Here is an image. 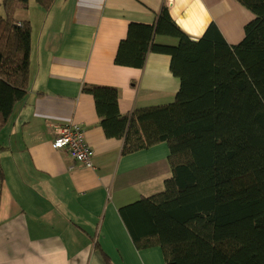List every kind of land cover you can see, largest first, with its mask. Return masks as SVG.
Wrapping results in <instances>:
<instances>
[{
  "label": "crops",
  "instance_id": "crops-1",
  "mask_svg": "<svg viewBox=\"0 0 264 264\" xmlns=\"http://www.w3.org/2000/svg\"><path fill=\"white\" fill-rule=\"evenodd\" d=\"M164 4L192 39L214 22L235 45L253 19L234 0H55L47 11L30 0L16 12L30 24L29 88L0 131V264H105L99 249L111 264H164L158 248H134L118 209L169 177L165 164L151 169L168 148L122 156L81 90L118 89L123 115L174 100L168 56L148 54L143 69L114 65L128 24L153 25ZM69 122L82 126L94 169L52 148L54 128Z\"/></svg>",
  "mask_w": 264,
  "mask_h": 264
},
{
  "label": "trees",
  "instance_id": "trees-1",
  "mask_svg": "<svg viewBox=\"0 0 264 264\" xmlns=\"http://www.w3.org/2000/svg\"><path fill=\"white\" fill-rule=\"evenodd\" d=\"M33 1L47 11L55 0ZM234 1L253 16L235 45L214 22L190 38L167 4L153 25L128 24L114 65L143 69L148 54L168 56L179 83L171 103L123 115L118 89H81L122 156L168 148L151 167L166 165L163 190L118 209L134 248H158L164 264H264V0ZM28 2L1 0L0 131L28 93L30 24L15 18Z\"/></svg>",
  "mask_w": 264,
  "mask_h": 264
},
{
  "label": "built area",
  "instance_id": "built-area-1",
  "mask_svg": "<svg viewBox=\"0 0 264 264\" xmlns=\"http://www.w3.org/2000/svg\"><path fill=\"white\" fill-rule=\"evenodd\" d=\"M54 129L55 138L52 148L57 151H65L74 162L85 168L94 169L93 152L86 143L82 126L78 123L69 122L58 125Z\"/></svg>",
  "mask_w": 264,
  "mask_h": 264
},
{
  "label": "rangeland",
  "instance_id": "rangeland-1",
  "mask_svg": "<svg viewBox=\"0 0 264 264\" xmlns=\"http://www.w3.org/2000/svg\"><path fill=\"white\" fill-rule=\"evenodd\" d=\"M30 1V0H29ZM33 1V0H31ZM0 14H3L2 7H1V0H0ZM163 190V183L152 182V185L149 189H145L148 195L159 193Z\"/></svg>",
  "mask_w": 264,
  "mask_h": 264
},
{
  "label": "bare ground",
  "instance_id": "bare-ground-1",
  "mask_svg": "<svg viewBox=\"0 0 264 264\" xmlns=\"http://www.w3.org/2000/svg\"><path fill=\"white\" fill-rule=\"evenodd\" d=\"M234 28H237L236 26L232 25Z\"/></svg>",
  "mask_w": 264,
  "mask_h": 264
}]
</instances>
